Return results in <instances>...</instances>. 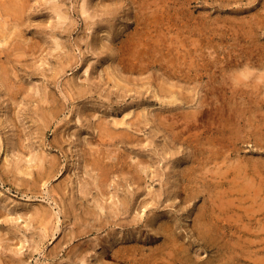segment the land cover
I'll return each instance as SVG.
<instances>
[{"label": "rangeland", "instance_id": "obj_1", "mask_svg": "<svg viewBox=\"0 0 264 264\" xmlns=\"http://www.w3.org/2000/svg\"><path fill=\"white\" fill-rule=\"evenodd\" d=\"M28 3L17 97L0 59V264H126L121 243L157 264H264V0ZM124 115L127 141H103Z\"/></svg>", "mask_w": 264, "mask_h": 264}, {"label": "bare ground", "instance_id": "obj_2", "mask_svg": "<svg viewBox=\"0 0 264 264\" xmlns=\"http://www.w3.org/2000/svg\"><path fill=\"white\" fill-rule=\"evenodd\" d=\"M148 1V0H147ZM152 1V0H151ZM155 1V0H154ZM157 1V0H156ZM193 1V0H192ZM190 2V1H189ZM153 4V3H152ZM160 4V3H159ZM159 6V5H158ZM157 6V7H158ZM28 7H29V3H28V0H0V8H1V10H0V59L2 58V55L3 54H5L6 55V57H7V59H6V63H8V64H5V68H4V70H3V78H4V80L6 81V83L9 85V93H10V95L12 96L13 95V97H17V95L20 93V91L22 90V88L24 87L23 85H22V83H21V85H17V86H19V88H17V86L16 85H12V83H13V81L11 80V75H9V67H13L10 63H12L13 61H15V62H13V63H15L16 64V61H18V58H15V57H12L13 55L14 56H16V57H18V55H20V57H21V55H24L23 53L24 52H26V50L27 49H29L28 47H30L31 49H36L35 48V44H29L28 46L26 45L25 46V43L23 42V40H21V39H23V37H24V33H23V31L24 30H26V29H23V26L25 25V23L27 22L26 20H25V18H24V15H25V13H27L26 11H27V9H28ZM154 7V6H153ZM152 7V8H153ZM156 7V8H157ZM151 8V6H150V9H152ZM161 8V7H160ZM145 9V8H144ZM148 10V9H147ZM146 11V10H145ZM263 11V10H262ZM160 13V12H159ZM7 15L8 17H4L5 15ZM26 16V15H25ZM155 16H156V14H155ZM252 17V16H251ZM260 19V18H259ZM254 20V19H253ZM12 21V22H11ZM151 22H153V21H151ZM249 23V22H248ZM254 24V23H253ZM23 25V26H22ZM27 25V24H26ZM30 25H31V23H30ZM250 25H252L251 23H250ZM29 26V25H28ZM30 27V26H29ZM159 28V27H158ZM159 29H161V28H159ZM253 29V28H252ZM162 31V30H161ZM254 31V30H253ZM159 33V32H158ZM147 41V40H146ZM28 42V41H27ZM148 42H150L149 40H148ZM28 44V43H27ZM41 44V43H40ZM136 44H139V43H136ZM135 44V46H137ZM150 44V43H149ZM39 45V44H38ZM58 45H59V43H58ZM153 45V44H152ZM157 45V44H156ZM155 45V46H156ZM39 47V46H38ZM22 48H25V49H22ZM14 50H17V52H14ZM133 50V49H132ZM33 51V50H32ZM35 51V50H34ZM134 51V50H133ZM138 51V50H137ZM132 52V51H131ZM28 53V52H27ZM137 54V53H136ZM177 55V54H176ZM4 56V55H3ZM135 56V55H134ZM182 58V57H181ZM135 59V58H134ZM182 60V59H181ZM193 60V59H192ZM20 61V60H19ZM174 62H175V60H174ZM188 62H190V61H188ZM180 63V62H179ZM191 65V64H190ZM17 66V65H16ZM190 69V68H189ZM247 69V68H246ZM250 70V69H249ZM249 70H248V75L250 76V72H249ZM244 71V70H243ZM247 71V70H246ZM109 72V74H108V77H109V79L110 80H114L115 81V84L116 85H121V86H123L124 84L121 82V81H119L118 79H116V77L114 76V74L111 72V71H108ZM245 72V71H244ZM243 73V72H242ZM242 73H240V74H242ZM237 76H238V74H236ZM244 75H245V73H244ZM247 75V74H246ZM252 75V74H251ZM263 75V74H262ZM237 76H236V78H237ZM242 76V75H241ZM241 76H239V77H241ZM233 77H235V76H233ZM243 77V76H242ZM251 77V76H250ZM259 77H260V79H261V77L262 76H256V78H258L259 79ZM263 77H264V75H263ZM262 77V78H263ZM243 78H247V76L246 77H243ZM243 78H241V82L243 81ZM232 79V78H231ZM231 79H230V81H231ZM235 79V78H234ZM234 79H232V80H234ZM260 79H259V81H260ZM236 81H235V85L237 86L238 84H236V82L238 81V80H240L239 78H238V80L237 79H235ZM226 81V80H225ZM245 81H247V79H245ZM258 81V82H259ZM244 82V81H243ZM247 82H249V81H247ZM246 82V83H247ZM15 83V82H14ZM238 83H240V82H238ZM246 83H245V85H246ZM255 83V81L253 82V84ZM256 83H257V80H256ZM262 83H264V82H262ZM228 84V83H227ZM226 84V85H227ZM234 84V83H233ZM251 84H252V82H251ZM260 84H261V81H260ZM222 85V84H221ZM224 85V84H223ZM247 85H249V84H247ZM259 85V84H258ZM258 85L257 86H255L256 88L258 87ZM14 86H16V87H14ZM118 86V87H119ZM229 86V85H228ZM231 86V85H230ZM239 86V85H238ZM241 86V85H240ZM250 87H251V85H249ZM253 86V85H252ZM262 86H263V84H262ZM261 86V87H262ZM27 88V87H26ZM239 88V87H238ZM241 88V87H240ZM255 88V89H256ZM259 89H260V87H258ZM264 88V87H263ZM120 89V88H119ZM223 89V88H222ZM242 89H244L243 88V85H242ZM252 89H254V88H252ZM25 91V90H24ZM251 91V90H250ZM255 91V90H254ZM172 92V91H171ZM170 92V93H171ZM253 92V91H252ZM251 92V93H252ZM260 92V91H259ZM258 92V93H259ZM239 93V92H238ZM244 93V92H243ZM256 93H257V91H256ZM263 94H264V92H262ZM261 93V94H262ZM172 94V93H171ZM235 94V93H234ZM248 94V93H247ZM259 95V94H258ZM256 96V95H255ZM263 96V95H262ZM261 96V97H262ZM237 98V97H236ZM253 98H254V96H253ZM259 98H260V96H259ZM263 98H264V96H263ZM240 101V100H239ZM261 101V100H260ZM243 102V101H242ZM240 103V102H239ZM263 103V102H262ZM249 104V103H248ZM223 106V105H222ZM260 107V106H259ZM216 108V107H215ZM218 108V107H217ZM259 109H261V107L259 108ZM196 110H194V112H195ZM256 111V110H255ZM220 112V111H219ZM228 112V111H227ZM196 113V112H195ZM209 113V112H208ZM210 113H211V111H210ZM214 113V112H213ZM217 113H218V111H217ZM231 113V112H230ZM245 113V112H244ZM246 113H248V112H246ZM258 113V112H257ZM85 114H86V112H85ZM193 114V113H192ZM139 115V114H138ZM221 115V114H220ZM228 115H229V113H228ZM227 115V116H228ZM257 115V114H256ZM249 116V115H248ZM259 116V115H258ZM86 117V116H85ZM170 117V116H169ZM222 117V116H221ZM241 117V116H240ZM263 117V116H262ZM139 118H140V116H139ZM216 118V117H215ZM231 118H233V116L231 117ZM250 118V117H249ZM253 118V117H252ZM138 119V118H137ZM239 119V118H238ZM141 120V119H140ZM193 120H194V118H193ZM198 120V119H197ZM224 120V119H223ZM230 120V119H229ZM133 121V120H132ZM135 121V120H134ZM165 121V120H164ZM163 121V122H164ZM233 121V120H232ZM258 121V120H257ZM261 121V120H260ZM193 122V121H192ZM251 122V121H250ZM137 123V122H136ZM194 123V122H193ZM217 123V122H216ZM218 123H219V120H218ZM258 123V122H257ZM114 124H115V127L111 130L110 128H109V130H107V132H105L104 134H106V136H104L103 135V137L101 138L103 141H110L109 139H115V140H118V139H120V141H123V142H126L127 141V131L125 130V126H123V125H127L128 123H127V120H126V118H125V115H124V118L123 119H120V120H116V121H114ZM190 124V123H189ZM199 124V123H198ZM226 124V123H225ZM230 124V123H229ZM231 124H233V123H231ZM240 124V123H239ZM256 124V123H255ZM223 125V124H222ZM103 126H105V125H103ZM224 126V125H223ZM105 127H107V126H105ZM231 127H235V126H231ZM230 127V128H231ZM42 128V127H41ZM229 128V129H230ZM240 128V127H239ZM104 129V128H103ZM127 129V128H126ZM232 130V129H231ZM235 130H236V128H235ZM233 131V130H232ZM244 131V130H243ZM234 132H236V131H234ZM247 132V131H246ZM236 134V133H235ZM222 135V134H221ZM238 135V134H237ZM236 135V136H237ZM217 136H218V134H217ZM232 136V135H231ZM222 137H223V135H222ZM221 137V138H222ZM215 138V137H214ZM211 140H213V139H211ZM219 140V139H218ZM239 140V139H238ZM212 142V141H211ZM14 143V142H13ZM215 144V143H214ZM215 145H217V144H215ZM209 146V145H208ZM207 148V147H206ZM228 148V147H227ZM210 151H211V149H209ZM206 152H208V151H206ZM95 154V153H94ZM232 154V153H231ZM95 156H96V154H95ZM230 156V155H229ZM103 159L102 158H93V161L91 162L92 163V165H93V163L96 165V166H99L100 167V170H101V172H99V173H101L100 175H101V179H102V181L106 178V172H108V170H106L105 171V167H103L104 165H102V161ZM118 160V159H117ZM115 161V160H114ZM113 161V162H114ZM221 161H223V160H221ZM231 161V160H230ZM237 161V160H236ZM105 162V161H104ZM121 162H123V161H121V159H119V161L118 162H114L115 164H113L112 166L114 167H117V165H118V163H121ZM212 163V162H211ZM222 164L224 163V162H221ZM240 163V162H239ZM105 164V163H104ZM213 164V163H212ZM108 165V164H107ZM234 165H235V163H234ZM110 166V165H109ZM229 166H230V164H229ZM233 166V165H232ZM255 166V165H254ZM119 167V166H118ZM93 168V167H92ZM108 168V167H107ZM208 168V167H207ZM206 168V169H207ZM212 167H210V169H211ZM229 168H232L231 166L229 167ZM91 169V168H90ZM89 169V170H90ZM99 169V168H98ZM110 169V168H109ZM116 169V168H115ZM224 169V168H223ZM234 169V168H233ZM204 170V169H203ZM245 170V169H244ZM208 171H209V168H208ZM237 171H240V170H237ZM86 173L88 172L87 171V169H86V171H85ZM207 172V171H206ZM214 172H215V170H214ZM223 172H225V171H223ZM227 172V171H226ZM234 172V171H233ZM241 172V171H240ZM90 173V172H89ZM137 173V172H136ZM205 173V172H204ZM209 173V172H208ZM215 173H217V172H215ZM228 173V172H227ZM42 174V173H41ZM207 174V173H206ZM205 174V175H206ZM226 174V173H225ZM240 174V173H239ZM256 174V173H255ZM220 175V174H219ZM224 175V174H223ZM242 175V174H241ZM258 175V174H257ZM221 176V175H220ZM244 176V175H243ZM227 177V176H226ZM237 177V176H236ZM239 177V176H238ZM245 177H247V176H244V178ZM250 177V176H249ZM100 178V177H99ZM201 178V177H200ZM231 178V177H230ZM232 178H234L233 176H232ZM242 178V177H241ZM215 179V178H214ZM220 179V178H219ZM236 179V178H235ZM239 179V178H238ZM243 179V178H242ZM261 179H263V178H261ZM100 180V179H99ZM106 180V179H105ZM248 180V179H247ZM231 181H232V179H231ZM235 181V180H234ZM263 181V180H262ZM236 182H237V180H236ZM250 182V181H249ZM253 182H255V181H253ZM102 183V182H101ZM251 184H253V183H250V185ZM229 185V184H228ZM231 185V184H230ZM240 185V184H239ZM242 185V184H241ZM245 185H247V183L245 184ZM254 185V184H253ZM252 185V186H253ZM249 186V185H248ZM230 187V186H229ZM256 187H258V186H256ZM252 188V187H251ZM259 189H260V184H259ZM227 190V189H226ZM235 190H236V188H235ZM235 190H231V192L232 191H235ZM255 190V189H254ZM253 190V191H254ZM103 191V190H102ZM238 191V190H237ZM244 191V190H243ZM242 191V192H243ZM252 191V192H253ZM258 190H256V192H257ZM226 192V191H225ZM239 192V191H238ZM241 192V191H240ZM246 192V191H245ZM260 192V191H259ZM262 192V191H261ZM196 194V193H195ZM255 194V193H254ZM249 195V194H248ZM256 195V194H255ZM257 195H258V193H257ZM244 197V196H243ZM245 197L247 198V194H245ZM245 198V199H246ZM249 198H250V196H249ZM253 198V197H252ZM228 199V198H227ZM244 199V200H245ZM248 199V198H247ZM256 199H257V197H256ZM259 199V198H258ZM222 200V199H221ZM260 200V199H259ZM232 201V200H231ZM242 201V200H241ZM240 201V202H241ZM257 202H259V201H257ZM228 203V202H227ZM231 203V202H230ZM252 203V202H251ZM259 203H261V200H260V202ZM259 203H258V206H259ZM256 204V203H255ZM261 204H263V202L261 203ZM111 205V204H110ZM109 205V206H110ZM229 205V204H228ZM101 206H102V204H101ZM113 206V205H112ZM217 206V205H216ZM221 206H223V205H221ZM240 207H242L241 205H239ZM238 206V207H239ZM244 206V205H243ZM262 206V205H261ZM103 207V206H102ZM224 207V206H223ZM236 207V206H235ZM245 207H248V206H245ZM257 207V206H256ZM110 208V207H109ZM249 208V207H248ZM262 208H263V206H262ZM246 210H247V208H245ZM256 209H258V210H260L259 208H256ZM38 210V209H37ZM105 210V209H104ZM220 210V209H219ZM249 210V209H248ZM252 212H253V210H255V208L252 210V209H250ZM263 210V209H262ZM233 211V210H232ZM250 211V212H251ZM38 212V211H37ZM43 212V211H42ZM244 212H246V211H244ZM37 214V213H36ZM47 214V213H46ZM212 214V213H211ZM225 214V213H224ZM41 215V214H40ZM245 215V214H244ZM221 216V215H220ZM42 217V216H41ZM231 217H233V216H231ZM238 217V216H237ZM253 217V216H252ZM256 217V216H255ZM218 218V217H217ZM229 218H230V215H229ZM247 218V217H246ZM250 218H251V216H250ZM250 218H248V219H250ZM238 219H240L239 217H238ZM245 219V218H244ZM46 220V219H45ZM121 220V219H120ZM218 220V219H217ZM220 220V219H219ZM253 221V220H252ZM234 222V221H233ZM246 222V221H245ZM244 221H243V223H245ZM255 222H256V220H255ZM115 223V222H114ZM254 224V223H253ZM256 224V223H255ZM249 225V224H248ZM247 225V226H248ZM42 226V225H41ZM46 226V225H45ZM48 227H49V225H47ZM198 226V225H197ZM223 226H224V224H223ZM245 226V225H244ZM257 226V225H256ZM43 227V226H42ZM121 227V226H120ZM119 227V228H120ZM250 227V226H249ZM262 227H264V225L262 226ZM244 228V227H243ZM116 229H118L117 227H116ZM203 229H204V227H203ZM241 229V228H240ZM252 229H253V227H252ZM42 230V229H41ZM223 230V229H222ZM260 230V229H259ZM258 230V231H259ZM262 230H264V229H261V231ZM221 232V231H220ZM117 233H118V230H117ZM204 233V232H203ZM237 233V232H236ZM255 233H257V230H256V232ZM232 234H233V232H232ZM115 235H116V233H115ZM119 235V234H118ZM168 235V234H167ZM213 235V234H212ZM122 236V235H121ZM120 236V237H121ZM135 236V235H134ZM45 237V236H44ZM221 237V236H220ZM229 237V236H228ZM115 238V237H114ZM133 238V237H132ZM241 238H243V237H241ZM247 238V237H246ZM45 239V238H44ZM119 239V238H118ZM236 239V238H235ZM259 239V238H258ZM261 239V238H260ZM115 240V239H114ZM219 240V239H218ZM223 240H226V239H223ZM255 240V239H254ZM262 240H263V238H262ZM116 241H117V239H116ZM115 241V242H116ZM236 241V240H235ZM246 241V240H245ZM250 241V240H249ZM256 242V241H255ZM258 242V241H257ZM238 243V242H237ZM116 244V243H115ZM176 244V243H175ZM233 244V243H232ZM232 244H230L231 246H233ZM108 245V244H107ZM228 245V244H227ZM229 245V246H230ZM240 246V245H239ZM109 247V246H108ZM252 247V246H251ZM107 248V247H106ZM113 250L112 251H110L111 253V255L114 257V258H116L117 260H120L121 262H124V263H126V264H128V262L129 261H135L133 264H157V262H158V258H157V255L155 256V257H146V258H143V259H141V257H138V253H139V249H140V247L138 246V245H133L132 246V250L130 251L129 250V248H130V246H127L126 244H120L119 246H115V247H111ZM231 248V247H230ZM255 248H257V247H255ZM263 248V247H262ZM264 249V248H263ZM76 250V249H75ZM105 250V249H104ZM107 250H108V248H107ZM246 250V249H245ZM262 250V249H261ZM251 251V250H250ZM249 251V252H250ZM104 252H106V251H104ZM171 252V251H170ZM229 252V251H228ZM233 252H234V250H233ZM236 252V251H235ZM257 252V251H256ZM243 253H245V252H243ZM107 254V253H106ZM248 254V253H247ZM259 254V253H258ZM234 255V254H233ZM245 255V254H244ZM235 256V255H234ZM243 256V255H242ZM251 256V255H250ZM101 256H99L98 258H100ZM159 257V256H158ZM227 257H228V255H227ZM230 257V256H229ZM244 257H246V255L244 256ZM254 257V256H253ZM252 257V258H253ZM97 258V259H98ZM105 259V258H104ZM165 259V258H164ZM228 259V258H227ZM102 260V259H101ZM98 261V260H97ZM96 261V262H97ZM100 261V260H99ZM103 261V260H102ZM226 261V260H225ZM255 261H258V260H255ZM261 261H263V260H261ZM230 262V261H229ZM228 262V263H229ZM231 262H232V260H231ZM234 262V261H233ZM232 262V263H233ZM259 263H260V261H258ZM104 263V262H103ZM239 263V262H238ZM97 264V263H96ZM132 264V263H131ZM159 264V263H158ZM170 264V263H169ZM240 264V263H239Z\"/></svg>", "mask_w": 264, "mask_h": 264}]
</instances>
